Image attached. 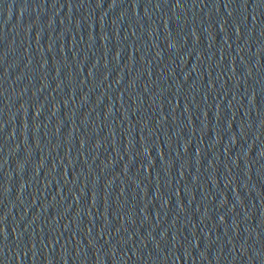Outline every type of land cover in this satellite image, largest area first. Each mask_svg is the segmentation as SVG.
Returning a JSON list of instances; mask_svg holds the SVG:
<instances>
[{
    "label": "water",
    "instance_id": "water-1",
    "mask_svg": "<svg viewBox=\"0 0 264 264\" xmlns=\"http://www.w3.org/2000/svg\"><path fill=\"white\" fill-rule=\"evenodd\" d=\"M0 264H264V0H0Z\"/></svg>",
    "mask_w": 264,
    "mask_h": 264
}]
</instances>
